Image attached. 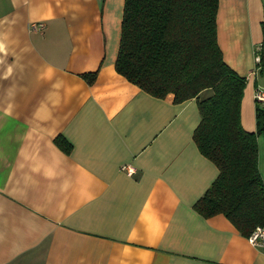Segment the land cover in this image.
<instances>
[{
	"label": "crops",
	"instance_id": "1",
	"mask_svg": "<svg viewBox=\"0 0 264 264\" xmlns=\"http://www.w3.org/2000/svg\"><path fill=\"white\" fill-rule=\"evenodd\" d=\"M122 5L0 0V263L264 264L222 213L193 208L218 173L192 138L195 98L153 96L115 70ZM252 9L218 0L216 31L254 90ZM244 105L247 87L240 117Z\"/></svg>",
	"mask_w": 264,
	"mask_h": 264
},
{
	"label": "trees",
	"instance_id": "2",
	"mask_svg": "<svg viewBox=\"0 0 264 264\" xmlns=\"http://www.w3.org/2000/svg\"><path fill=\"white\" fill-rule=\"evenodd\" d=\"M217 6L218 0H123L114 67L153 96L170 92L174 102L195 98L199 121L192 138L218 173L193 208L205 217L222 213L246 236L264 223V183L256 144V132L264 131V107L255 105V130L243 127L245 76L223 59L217 42ZM257 51L261 72L263 41ZM83 77L92 82L95 71ZM54 141L69 151L64 137L57 135Z\"/></svg>",
	"mask_w": 264,
	"mask_h": 264
},
{
	"label": "rangeland",
	"instance_id": "3",
	"mask_svg": "<svg viewBox=\"0 0 264 264\" xmlns=\"http://www.w3.org/2000/svg\"><path fill=\"white\" fill-rule=\"evenodd\" d=\"M250 3L253 6V9L251 11L252 24L253 25L258 24V26L256 27V30H258L260 34V37H259L260 42L263 41L264 43V0H255L254 4L252 3V0H250ZM255 53L258 54L259 52L256 51ZM256 58L258 60V55L256 56ZM255 76H256V82L258 85L257 87L261 88V86H264V66L261 72L257 70ZM253 78H254V75H252V78L248 82L245 83V86L243 89V92H244V90L247 87L250 106L248 107L247 105H244L242 108L243 114L241 113V123L243 127H245L246 129H251V130H255V118H254L255 105L264 107L262 104H260L261 102L260 103L256 102L254 98L252 97L253 96L252 94L253 93L252 92ZM249 90L251 91V94ZM256 144H257V164H258L260 173L264 177V131L263 130H258L256 132Z\"/></svg>",
	"mask_w": 264,
	"mask_h": 264
},
{
	"label": "built area",
	"instance_id": "4",
	"mask_svg": "<svg viewBox=\"0 0 264 264\" xmlns=\"http://www.w3.org/2000/svg\"><path fill=\"white\" fill-rule=\"evenodd\" d=\"M41 23H33V26L40 27ZM253 98L256 102H261L264 105V86L255 87L253 90ZM128 172L132 171L131 167L125 166ZM248 241L255 245L264 248V223L256 224L250 233L247 235ZM1 264V263H0Z\"/></svg>",
	"mask_w": 264,
	"mask_h": 264
}]
</instances>
